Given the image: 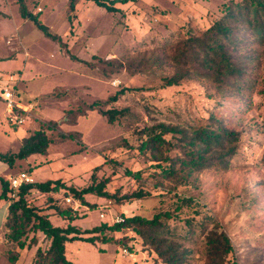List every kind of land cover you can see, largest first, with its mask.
Returning a JSON list of instances; mask_svg holds the SVG:
<instances>
[{"label":"rangeland","instance_id":"374dc122","mask_svg":"<svg viewBox=\"0 0 264 264\" xmlns=\"http://www.w3.org/2000/svg\"><path fill=\"white\" fill-rule=\"evenodd\" d=\"M3 1L11 6L5 7L10 16L0 18V76L23 75L16 98L22 103L18 113L24 122L11 121L0 99V133L5 137L0 139V152L19 149L20 141L11 134L20 129L29 133L43 129L52 139L47 156L18 160L10 174L29 173L35 165L30 175L37 181L61 179L83 187L100 165L97 178H110V193L121 196L143 189L149 194L120 203L88 196L97 206L78 207L82 230L104 221L113 224L116 214L152 218L169 212L171 217L162 220L172 232L168 236L189 250L184 264H205L206 235L215 226L233 244L227 264H264V42L244 41L235 52L247 79H254V87L241 95L247 103L197 73L174 86L164 87L162 79L176 71L171 56L188 28L206 30L230 0H129L117 3L121 11L114 13L93 1L79 0L71 13L68 0H25L28 10L38 14L59 40L22 18L18 0ZM121 89L126 91L118 101L103 107L125 109L113 124L90 109L89 103L106 100ZM26 98L35 104L24 102ZM161 122L191 133L200 128L217 130L222 123L238 133L236 152L227 165L217 163L198 171L186 168L180 147L169 150L170 159L155 161L141 148V130ZM179 137L166 135L175 144H181ZM170 164L174 171L165 173ZM64 196L57 194L62 207H69ZM30 197L40 205L46 200L36 191ZM6 203L0 200V264H10L3 221ZM52 222L67 224L57 215ZM105 233L120 243L79 240L83 244L76 245L89 263L152 264L156 257L131 229ZM48 243L42 235V248ZM130 246L132 254L124 253ZM34 250H25L17 264H28ZM68 258L75 263L71 255Z\"/></svg>","mask_w":264,"mask_h":264},{"label":"trees","instance_id":"16d2710c","mask_svg":"<svg viewBox=\"0 0 264 264\" xmlns=\"http://www.w3.org/2000/svg\"><path fill=\"white\" fill-rule=\"evenodd\" d=\"M79 0H68V9L75 12ZM93 1L108 12H120L116 3H126L129 0H85ZM20 15L24 19L34 21L35 25L53 40L61 39L49 32L48 27L39 19L38 14L28 10L25 0H18ZM71 15V14H70ZM72 16V15H71ZM250 36H246V35ZM187 37L174 50L171 56L173 65H177L176 71L171 75L163 76V86H174L191 74H199L210 79L218 88L228 89L240 96V102L247 103L242 92L254 87V79L248 80L245 68L235 59V54L240 43L248 40L264 42V0H230L222 8V15L206 30L197 31L188 28ZM253 37V38H251ZM166 47V46H164ZM244 65V63H243ZM126 89H121L110 95L106 100L96 99L89 103L90 109H96L105 116L110 124L121 117L125 109L108 108L104 104L118 101L119 95L124 94ZM144 139L141 142L143 151H149L155 161L168 160L167 153L173 147H180L185 155L184 165L189 170H201L220 163L227 165L229 159L235 154L238 141V133L228 129L222 123L217 130L209 128L196 129L189 132L180 126L166 123H158L145 127L141 130ZM167 134H180L179 142L175 144L166 139ZM63 137H73L72 134ZM52 139L43 129H38L23 138L17 152H0V161L14 167L17 160L28 159L32 155L47 156ZM210 153L209 156L207 154ZM174 166L165 168V173L174 171ZM100 165L94 167L91 175V183L76 187L67 185L61 179L48 178L45 181L24 183L15 191V198H11L10 179L0 176L1 193L0 199L9 202L8 214L4 223L7 229L6 238L9 242L8 260L10 264H16L22 253L33 251L28 264H74L66 256V243L68 241L81 240L95 244L116 243L113 235L107 236L105 231L112 233L131 229L144 245L151 249L156 257L152 264H184L189 250L168 234L162 218H170L169 212L157 213L152 218L142 215L125 216L123 222L109 224L104 221L91 228L84 229L79 225L80 218L77 210L62 207L57 194L72 196L80 201L81 205L95 209L96 204L90 202L89 195L102 198L114 199L116 202L143 199L149 194L143 189L135 190L129 194L110 193L107 185L109 177L98 179L96 171ZM184 168V166H182ZM185 168V169H186ZM33 191H38L46 196L43 205L31 199ZM52 215H57L67 220L66 225L56 226L51 220ZM84 233L90 236H82ZM172 235V232L170 233ZM42 235L49 240L48 247L42 248ZM117 242L120 243V240ZM206 261L205 264H227L228 255L233 251V244L225 231L215 226L206 235L205 239ZM132 252V246L129 249ZM1 260V258H0ZM236 264V263H231Z\"/></svg>","mask_w":264,"mask_h":264},{"label":"built area","instance_id":"2783aa9c","mask_svg":"<svg viewBox=\"0 0 264 264\" xmlns=\"http://www.w3.org/2000/svg\"><path fill=\"white\" fill-rule=\"evenodd\" d=\"M41 10V8H39ZM19 78L10 75L7 80L1 82L0 86V98L5 102L8 112L9 119L16 124H22L24 122V117L20 116L18 110L21 109V103L17 100L18 90L16 89ZM33 182V178L26 172H19L16 175L10 177V188L12 189V196L15 197V191L19 189L24 183ZM66 202L71 204L73 209H76L80 205V201L72 197H66ZM105 214L101 213L100 216L103 217ZM125 216L116 214L113 216V223L123 222ZM124 253L132 254L128 249H123Z\"/></svg>","mask_w":264,"mask_h":264},{"label":"crops","instance_id":"0c3cea01","mask_svg":"<svg viewBox=\"0 0 264 264\" xmlns=\"http://www.w3.org/2000/svg\"><path fill=\"white\" fill-rule=\"evenodd\" d=\"M9 1H11V0H8V2ZM119 3V2H118ZM121 3V2H120ZM117 4V3H116ZM11 5H5V1H3V0H0V18H4V19H2L3 21H5V18H7L8 16H10V14H9V12L7 11V9L5 10V7L6 8H8V7H10ZM116 7H118V6H116ZM42 9V8H41ZM4 16H7V17H4ZM22 17V16H21ZM23 18V17H22ZM12 61H16V60H12ZM88 61V60H87ZM28 64V63H27ZM21 65H22V62H21ZM21 65H19L18 67H20ZM10 75H17L16 73H8L7 75H2V76H0V84H1V82H3V81H5V80H7L8 79V77L10 76ZM3 77H4V79H3ZM17 77V76H16ZM22 77H23V75L21 76V75H19L18 74V78L19 79H22ZM19 83H20V81H18ZM16 89L18 90L17 92H19V88H18V84H17V87H16ZM24 91V90H23ZM1 99V98H0ZM2 100V99H1ZM18 100V99H17ZM20 100V99H19ZM18 100V101H19ZM25 100H26V102L28 101V102H32V105L31 106H33V104H35V103H33V101H31V99H24V102H25ZM3 101V100H2ZM4 102V101H3ZM20 102V101H19ZM5 103V102H4ZM22 104V103H21ZM6 105V104H5ZM7 117H8V115H9V112H8V109H7V106H6V114H5ZM30 133L27 131V129H20V130H18V131H14L11 135H13V136H15V138H17L19 141H20V146H21V144H22V140H23V138H25V137H27L28 135H29ZM0 139H5V137L2 135V133H0ZM20 148V147H19ZM19 150V149H18ZM17 150V151H18ZM16 151V152H17ZM35 155H32V156H30V157H34ZM28 158V159H23V160H25V161H30V159L31 158ZM34 159V158H33ZM18 161V160H17ZM17 161H16V164H15V166L14 167H16V165H17ZM34 168H35V165L34 166H30L29 167V175L30 174H32V172L34 171ZM13 170V167L11 168V167H9L8 166V164L7 163H5V162H2V161H0V176H6V177H8L9 179H10V177L11 176H13V174H10V172ZM7 172V173H6ZM9 172V173H8ZM19 173V172H18ZM18 173H16V174H18ZM16 174H14V175H16ZM31 176V175H30ZM32 177V176H31ZM33 178V177H32ZM34 181H37V180H35L34 178H33V182ZM36 192H38V191H36ZM0 193H1V184H0ZM33 193H34V191H33ZM39 193V192H38ZM40 194V193H39ZM42 195V194H41ZM89 196H92V195H89ZM69 197H72V196H69ZM88 197V196H87ZM73 198V197H72ZM0 200H4V199H0ZM5 202H7L6 200H4ZM70 206H71V204H69ZM8 206H9V202H7L6 203V205H5V216H4V220L3 221H5L6 220V216H7V214H8ZM80 206H83V205H81V203H80V205H78L77 207H76V210L78 209V207H80ZM56 215H52L51 216V220H52V218L53 217H55ZM62 225V224H61ZM8 241V240H7ZM83 243L81 242V241H79V240H75V241H68L67 243H66V256H67V258L68 257H70V255H71V257L73 258V261H75V263L74 262H72L71 260V262L72 263H74V264H97V263H89L88 262V258H85V257H83L82 258V256L80 255V253L78 252L79 251V246H76V245H82ZM76 247V249H75V247ZM70 246H73V250L72 249H70ZM71 250V254L69 255V251ZM77 250V251H76ZM69 259V258H68ZM115 259H116V256H115V258H114V260L112 261V263H115ZM17 264V263H16Z\"/></svg>","mask_w":264,"mask_h":264}]
</instances>
